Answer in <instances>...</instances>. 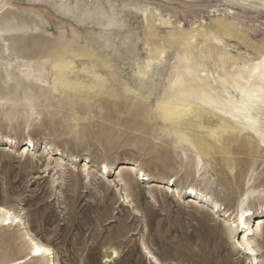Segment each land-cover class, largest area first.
<instances>
[{
  "label": "rangeland",
  "instance_id": "1",
  "mask_svg": "<svg viewBox=\"0 0 264 264\" xmlns=\"http://www.w3.org/2000/svg\"><path fill=\"white\" fill-rule=\"evenodd\" d=\"M98 3L104 5L106 16L96 8ZM3 5L0 14L8 9L35 20L43 44L48 42L44 48L58 45L63 59L72 60L69 80L89 84L92 77L87 73H97L104 83L92 90L52 92L50 54L41 64L44 89L35 93L31 106L0 104V136L16 142L10 150L0 143V205L24 223L0 228V264L27 259V234L52 249L56 264H154L143 247L161 264H253L234 241L243 231L237 214L245 195V207L254 213L246 217L249 227L261 226L255 218L264 217L258 211L264 205V151L249 133L234 146L224 141L205 155L197 131H192L193 149L180 144L169 125L150 115L156 101L171 96L172 61L177 52L183 54L178 45L151 66L147 79L136 73L137 65L146 66L153 58L146 36L151 25L155 35H164L180 25L184 30L207 29L214 19H225L247 40L260 44L264 9L237 7L228 0H0V8ZM113 12L122 27H109ZM225 42L232 55L256 56L237 40ZM201 51L205 54L208 47ZM10 58L16 60L13 52ZM201 62L212 72L208 82L212 81L211 60ZM127 89L139 95H129ZM205 113L203 121L215 120ZM25 144L30 151L21 156ZM198 156L204 164L199 177L194 168ZM84 162L88 176L81 173ZM122 164L196 187L217 202L218 210L202 207L199 201L190 204L187 195L150 188L149 181H141L134 171H120ZM233 220L237 232L231 239L225 225ZM255 232L248 238L258 249L256 262L264 264V239ZM112 251L117 257L107 262ZM27 264L45 263L32 259Z\"/></svg>",
  "mask_w": 264,
  "mask_h": 264
},
{
  "label": "bare ground",
  "instance_id": "2",
  "mask_svg": "<svg viewBox=\"0 0 264 264\" xmlns=\"http://www.w3.org/2000/svg\"><path fill=\"white\" fill-rule=\"evenodd\" d=\"M255 3H259L258 0H253ZM5 6L7 4L5 3ZM4 7V5L0 8V10ZM148 17V16H147ZM153 13L149 16L147 19L150 22V25L153 22ZM160 23L166 25V21H161L159 19ZM148 22V23H149ZM147 23V22H146ZM148 25V24H147ZM150 26V25H148ZM210 26V27H209ZM208 28L206 27H200L196 26L192 28L191 30H185V32L191 33L193 37L196 39V44L192 45V49L196 51V53L200 54L201 48L200 45H206L208 47V51L205 53V56H207L209 50L212 51L213 59H206L205 62L211 60L212 63V69L213 72L216 74L218 67L220 75H223V65L220 64V55H224L225 57H231L232 59L239 58L241 60H247L249 57L245 53H241L238 55H232L229 50L226 49L227 44L226 40L234 39L239 42H241L246 48L251 49L254 51V53L257 54V52L264 48V42L260 44L252 43L249 40L246 39V37L240 33L238 27L232 23V22H226L225 19H214V21L209 24ZM154 27L151 25L148 27L147 30V40L149 41V49L152 51L153 58L150 60H158L159 54L158 49L163 48V45L159 44L158 40L152 39V37L155 35L154 33ZM40 26L35 20L31 19L27 21L25 18L17 17L15 14H13L12 10L5 9L0 14V90L4 91L5 93H0V100L5 101L3 104L9 103V102H15L16 105H25L26 107L31 106V100L34 97L35 93H38L41 91V89H44V83L41 81V64L45 63L49 59V55L53 54V60L51 61V67H52V92H59V94L63 95L65 94L64 88L71 90L75 89V91L80 92V90H92L95 89V87H103L104 81L101 80V77L97 73H87L90 74L92 77V81L89 82V84H83L82 82H75L69 80L68 76L73 74V63L72 60H64L63 56L65 53H62L61 50L58 49V45L56 46H49L47 49L46 47L47 43L44 45V39L38 35V32H40ZM176 32L180 31V28L177 30H174ZM209 32L213 33L216 37L221 39V44H216L214 41L205 40L204 37ZM40 34V33H39ZM47 40V39H46ZM179 50L183 53L184 49L179 47ZM10 52H13L15 54L16 60H12L10 58ZM67 52H70L67 51ZM66 52V53H67ZM3 56H5L3 58ZM19 60L21 61L20 64H18ZM29 60L30 64L27 65L26 61ZM57 64L60 65L61 68L59 70H54L53 65ZM9 65L11 67L9 68ZM146 66H142L140 69L146 68ZM208 70V69H207ZM211 73L208 70L207 76H201L200 79L208 82L209 78L211 77ZM172 72L169 74V78L172 77ZM42 82V83H41ZM218 83V82H217ZM219 84V83H218ZM214 89V88H213ZM21 91L23 92L22 95H18L17 93ZM29 91V92H28ZM220 95H223V88L220 86L219 88ZM22 97H25L23 100ZM225 100H227V97H223ZM15 99V101H14ZM190 103L189 98L184 94V92L177 88L175 90L171 89V96L169 98H166L165 100H158L155 103V108L157 106H160L162 111L164 110V106H167V109L169 111H178L183 110L187 107V105ZM209 110L204 109H195L193 111V114L189 116L188 118L179 121L178 123H166L169 125L175 135L182 134L184 136H187L190 138L192 144L194 145L193 149H196V145L192 141V137L194 136V133L192 131H197L198 134V145L203 148V152L205 155H208L209 152L212 150L214 146L222 147L223 142L227 141L228 144L235 145L238 138L242 137L245 134H249L251 132H244L243 130L238 131H229L227 134L223 135L220 142L215 141L208 131L211 128L215 127H223L220 123L221 120H224L227 122V124L233 125L235 127V124L229 117H220L217 119L216 115L214 113L212 114L215 117V120H212L210 123L203 121L204 120V112L205 114H208ZM209 115V114H208ZM209 119V118H208ZM164 123L165 121L161 119ZM213 122V123H212ZM251 135L254 136L256 142L258 143L257 138L253 133ZM28 140L27 143L31 145L34 148V143L31 139L27 138L25 141ZM178 140V139H177ZM31 141V142H29ZM179 142V141H178ZM0 143H4L5 147L8 146L7 150L13 149L15 147L16 142L13 139L6 138L0 136ZM46 146H44L43 149H46ZM259 146V144H258ZM23 150L19 154L22 156L25 153H28L30 151V148L25 144L22 145ZM77 158V157H76ZM71 160H75L74 156H71ZM88 162H84L81 167L82 171L85 176H88ZM204 167V164L202 163L201 159L198 160L195 164V173L197 176V171L201 173L202 168ZM105 168V167H103ZM106 169V168H105ZM126 170L127 172L134 171L135 175L141 176V181H149V184L151 185L150 188H157V189H164V192H171L173 195L180 197L181 195H187L189 199L190 204H196V201H199L198 204H200L202 207H208L210 206V209L213 211L214 209L218 210L217 202H215L211 196H209L207 193L203 192L202 190L193 187H183L178 185L173 178H159L153 177L151 174H144L143 171H141L138 168L133 167L132 165H120V171ZM106 171V170H105ZM104 171V172H105ZM143 174V175H141ZM120 176V175H119ZM200 176V175H199ZM198 177V176H197ZM139 179V178H138ZM125 180H120V182H124ZM126 182H128V178H126ZM122 185L126 186L125 183ZM189 188H193L195 190L196 195L193 196L192 193L188 191ZM253 191V190H251ZM251 195H255V193H251ZM248 202V201H247ZM246 205V204H245ZM0 208L5 209L3 213H0V218L7 219V213L8 209L0 205ZM262 208H264V205L260 206L258 211L260 210L262 213ZM247 210L251 211L250 209L246 208ZM238 216V214H237ZM13 223L10 224H0V228H9L13 226H24V223L20 217V215H16L13 213ZM19 219L21 222L16 223L15 221ZM257 220L258 224H264V217L261 218H255ZM249 227L248 223L247 226ZM261 226H256L253 231V234H255L258 228ZM237 230V229H236ZM233 231L231 233L230 238L234 239L235 234L237 231ZM259 234V233H258ZM238 238V237H237ZM26 241V244L29 246V254L26 257V260H20L23 261V264H27L32 259H35L37 261H43L45 264H56V260L54 259V253L52 249L48 246H44L40 244L39 242L35 241L33 238H31L28 234L24 238ZM249 240V238H248ZM37 242L41 247H44L45 249H48L47 252H45L43 255L40 256H32V242ZM241 242L243 241V238L241 239ZM253 247V246H252ZM256 249V256L252 257L249 256L247 252H244L247 259L250 261V263L258 264L256 262L257 256H258V249L256 247H253ZM146 252V247H143ZM149 251L146 252V254L149 256ZM117 253L115 251H112L109 256L105 257L107 262H111L114 258L117 257ZM113 255V256H112ZM151 260H153L154 264H161L155 257L151 255ZM18 261L11 262L9 264H17Z\"/></svg>",
  "mask_w": 264,
  "mask_h": 264
},
{
  "label": "snow or ice",
  "instance_id": "3",
  "mask_svg": "<svg viewBox=\"0 0 264 264\" xmlns=\"http://www.w3.org/2000/svg\"><path fill=\"white\" fill-rule=\"evenodd\" d=\"M229 3L241 8H261L264 9V0H259V3L253 2V0H228ZM87 7L91 8L93 5L88 3ZM108 8L113 7L111 4L107 5ZM129 7V5H125ZM96 8L103 15H107L104 10V5L96 4ZM134 10H139L137 6ZM119 17L112 13L110 17L109 27L119 26L122 27V23H118ZM169 27L174 28L172 24H168ZM2 35V33H0ZM152 39L158 40L164 47L158 49L159 59L149 60L147 67L140 69V65H137L138 71L136 75L140 76L142 80L148 78V73L152 70L153 64H159L160 61L165 59V53L171 51L175 46H179L184 49L183 54L177 52L176 59L172 61L175 65V78L170 79L169 87L173 90L179 88L189 98L190 103L183 110L169 111L167 106H164L162 111L160 106L152 110V114L157 119H163L165 123H178L193 114L195 109L209 110L208 114H218L216 117H229L234 122L233 125L227 124L226 121L221 120L220 123L223 127L211 128V137L220 142L223 135L229 131L243 130L244 132H251L258 140L259 147L264 151V48H261L256 56H250L247 60H241L239 58L232 59L231 57H225L220 55V64L223 65V75H220L219 67L212 81L206 82L200 79L201 76H207L208 70L201 62L206 59H213V53L209 50L207 56L201 51L199 56L196 55V51L192 49V45L196 44V39L191 33L185 32L183 25H180V31H171L167 34H156ZM205 40L214 41L216 44H221L222 41L216 37L213 33L209 32L204 37ZM147 47V45H145ZM205 45L201 44L200 48L203 49ZM11 65H9V68ZM60 65L54 64L53 69L59 70ZM219 83L223 88V95H220L219 88L213 89L212 85ZM129 95H139L138 92H132L131 89L126 90ZM223 97H227L225 100ZM5 101L0 100V104ZM177 139L180 144H188L194 148L189 137L182 134H177ZM31 142V141H29ZM199 160V156L197 157ZM107 170V169H105ZM143 175V174H141ZM200 172L197 171L199 177ZM188 191L193 196L196 195L193 188H189ZM248 201V195H245L241 200L238 208L239 228L243 231L240 237L234 241L236 248L241 251L247 252L249 256H256V249L251 246V242L248 240V233L252 231L251 227H247L246 217L254 215L252 211L246 209L245 204ZM5 209L0 208V213H3ZM229 215H232L229 213ZM262 215H264V208H262ZM8 218H0V224L13 223V213L8 211ZM16 223L21 221L17 219ZM229 235L237 229L235 220L226 222L225 225ZM257 232L264 239V225H261L257 229ZM243 238L244 242H241ZM48 249L41 247L37 242H32V256H40L47 252ZM146 251H148L146 249ZM261 252H264V245L260 248ZM149 259L151 260V253H149ZM17 264H23V261H18Z\"/></svg>",
  "mask_w": 264,
  "mask_h": 264
}]
</instances>
